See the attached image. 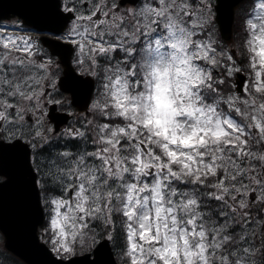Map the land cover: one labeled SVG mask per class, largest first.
I'll list each match as a JSON object with an SVG mask.
<instances>
[{"label":"snow or ice","instance_id":"6c2138e0","mask_svg":"<svg viewBox=\"0 0 264 264\" xmlns=\"http://www.w3.org/2000/svg\"><path fill=\"white\" fill-rule=\"evenodd\" d=\"M9 253L264 264V0H3Z\"/></svg>","mask_w":264,"mask_h":264},{"label":"water","instance_id":"95a60500","mask_svg":"<svg viewBox=\"0 0 264 264\" xmlns=\"http://www.w3.org/2000/svg\"><path fill=\"white\" fill-rule=\"evenodd\" d=\"M19 258H21L23 261H24V258H23V256L21 255V256H18Z\"/></svg>","mask_w":264,"mask_h":264},{"label":"flooded vegetation","instance_id":"af4514ba","mask_svg":"<svg viewBox=\"0 0 264 264\" xmlns=\"http://www.w3.org/2000/svg\"><path fill=\"white\" fill-rule=\"evenodd\" d=\"M3 2V0H0V3H2Z\"/></svg>","mask_w":264,"mask_h":264}]
</instances>
